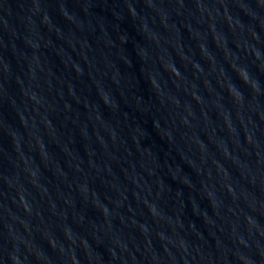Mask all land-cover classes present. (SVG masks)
Listing matches in <instances>:
<instances>
[{
  "label": "water",
  "instance_id": "obj_1",
  "mask_svg": "<svg viewBox=\"0 0 264 264\" xmlns=\"http://www.w3.org/2000/svg\"><path fill=\"white\" fill-rule=\"evenodd\" d=\"M0 182L52 264H264V0H0Z\"/></svg>",
  "mask_w": 264,
  "mask_h": 264
}]
</instances>
